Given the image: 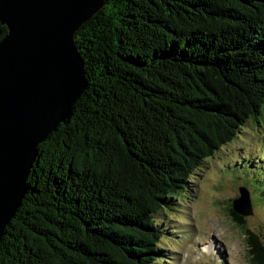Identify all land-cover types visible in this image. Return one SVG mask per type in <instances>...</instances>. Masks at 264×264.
I'll list each match as a JSON object with an SVG mask.
<instances>
[{"label": "trees", "instance_id": "obj_1", "mask_svg": "<svg viewBox=\"0 0 264 264\" xmlns=\"http://www.w3.org/2000/svg\"><path fill=\"white\" fill-rule=\"evenodd\" d=\"M75 42L87 85L37 146L0 264H152L156 215L264 121V0H105ZM234 199L249 264H264Z\"/></svg>", "mask_w": 264, "mask_h": 264}, {"label": "water", "instance_id": "obj_2", "mask_svg": "<svg viewBox=\"0 0 264 264\" xmlns=\"http://www.w3.org/2000/svg\"><path fill=\"white\" fill-rule=\"evenodd\" d=\"M105 0H0V241L27 190L37 146L69 116L87 85L77 30ZM232 208L252 213L238 187Z\"/></svg>", "mask_w": 264, "mask_h": 264}, {"label": "rangeland", "instance_id": "obj_3", "mask_svg": "<svg viewBox=\"0 0 264 264\" xmlns=\"http://www.w3.org/2000/svg\"><path fill=\"white\" fill-rule=\"evenodd\" d=\"M242 127L204 160L189 189L156 215L166 258L152 264H249L247 237L227 210L239 186L248 189L253 206L245 225L264 245V121Z\"/></svg>", "mask_w": 264, "mask_h": 264}, {"label": "bare ground", "instance_id": "obj_4", "mask_svg": "<svg viewBox=\"0 0 264 264\" xmlns=\"http://www.w3.org/2000/svg\"><path fill=\"white\" fill-rule=\"evenodd\" d=\"M208 245H210V242H208Z\"/></svg>", "mask_w": 264, "mask_h": 264}]
</instances>
